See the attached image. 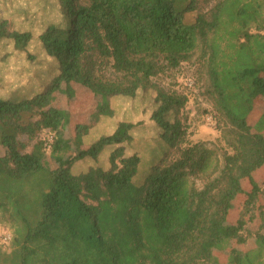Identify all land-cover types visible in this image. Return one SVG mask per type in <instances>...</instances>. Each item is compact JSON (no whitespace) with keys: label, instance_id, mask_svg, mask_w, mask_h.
Returning <instances> with one entry per match:
<instances>
[{"label":"trees","instance_id":"1","mask_svg":"<svg viewBox=\"0 0 264 264\" xmlns=\"http://www.w3.org/2000/svg\"><path fill=\"white\" fill-rule=\"evenodd\" d=\"M57 13L38 36L57 76L31 98H0V212L12 226L0 264H216L217 248L227 264H264V0H58ZM7 28L1 21L0 40L24 50L30 34ZM193 58L219 134L213 148L188 141L186 94L153 82ZM149 89L167 151L136 186L140 159L123 147L132 123L86 148L79 135L113 116L93 95ZM75 116L85 119L68 125ZM43 131L50 155L42 140L26 152L19 137ZM106 147L107 169L72 173ZM248 237L257 247L245 248ZM225 240L235 244L225 250Z\"/></svg>","mask_w":264,"mask_h":264},{"label":"rangeland","instance_id":"2","mask_svg":"<svg viewBox=\"0 0 264 264\" xmlns=\"http://www.w3.org/2000/svg\"><path fill=\"white\" fill-rule=\"evenodd\" d=\"M57 12L58 0H0V22L5 21L7 23V30L30 34V40L24 50L16 49L10 39L0 40V98L11 101L31 98L42 92L57 76L56 62L46 56L38 39L39 34L43 32L46 26L58 19ZM194 18L195 13L186 14L185 22L190 24ZM153 82L165 90L186 94L188 97L183 116L187 118L189 124L188 141L190 143L204 142L211 148L219 145V134L216 131L214 119L211 123L207 121L212 111L210 104L202 97L204 79L195 58L182 64L176 70L165 72L153 79ZM189 82L193 84L192 87L188 86ZM93 97L95 98L94 102L98 105L108 102L113 110V116L110 118L98 116V121L95 124L92 122V126L84 134L79 135L80 147L86 148L100 137L110 135L119 122L132 123L134 125L130 132L132 139L129 143L123 144V147L125 156L136 154L139 157L140 163L133 182L136 186L142 184L151 167L157 164L167 151L166 145L160 139V130L150 120V115L156 107L155 92L150 89L138 90L133 98L121 96L106 98L95 95ZM257 115L254 113L253 117ZM251 117L249 115L247 120L253 126L251 121L254 119L251 120ZM84 119L75 116L66 119V122L68 125L74 122L78 124L82 123ZM256 121L264 130V114L258 116ZM256 133L264 135V132L256 131ZM67 134V138L70 139L72 137L70 132ZM19 140L26 145L25 151L28 152L37 140L45 141L48 147L52 141V136L47 131H43L34 141L29 142L23 136L19 137ZM113 149L114 147H106L97 162L84 159L75 163L72 167V173H83L95 166L107 169V157ZM3 154L4 149L0 146V156ZM46 154L47 156L50 155L49 147L46 149ZM246 186L247 184L244 183V187ZM240 200L241 197L234 202L236 208ZM239 212H241V208ZM2 213L0 212V233H7L12 237V226ZM231 221L230 218L228 222ZM256 224L257 221L255 220L247 228L253 231ZM9 244L10 242L0 246L3 251L9 252ZM233 244L235 243L225 240L220 247L226 250L231 248ZM217 250L218 248L213 250L214 256L217 255V259H219V261L216 260V264L229 263L230 256L219 255Z\"/></svg>","mask_w":264,"mask_h":264},{"label":"crops","instance_id":"3","mask_svg":"<svg viewBox=\"0 0 264 264\" xmlns=\"http://www.w3.org/2000/svg\"><path fill=\"white\" fill-rule=\"evenodd\" d=\"M257 178H259V177H257ZM261 184H263V183H261ZM258 205L264 206V200L262 198H259ZM256 226H257V224H256ZM257 245H258V242L254 238L248 237L247 240H246V243H245V248L246 249H252V248L257 247Z\"/></svg>","mask_w":264,"mask_h":264},{"label":"built area","instance_id":"4","mask_svg":"<svg viewBox=\"0 0 264 264\" xmlns=\"http://www.w3.org/2000/svg\"><path fill=\"white\" fill-rule=\"evenodd\" d=\"M192 83H188V86L189 87H192ZM213 119H212V117L211 116H209L208 118H207V121L208 122H210L211 123V121H212ZM11 240V236L9 235V234H7V233H0V245H5V244H7L9 241Z\"/></svg>","mask_w":264,"mask_h":264}]
</instances>
